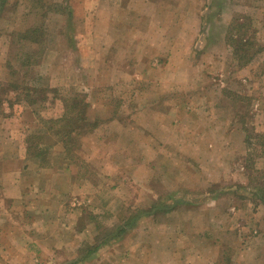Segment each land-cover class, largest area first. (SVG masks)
<instances>
[{
  "label": "rangeland",
  "instance_id": "obj_1",
  "mask_svg": "<svg viewBox=\"0 0 264 264\" xmlns=\"http://www.w3.org/2000/svg\"><path fill=\"white\" fill-rule=\"evenodd\" d=\"M0 98V264H264V0H0Z\"/></svg>",
  "mask_w": 264,
  "mask_h": 264
},
{
  "label": "trees",
  "instance_id": "obj_2",
  "mask_svg": "<svg viewBox=\"0 0 264 264\" xmlns=\"http://www.w3.org/2000/svg\"><path fill=\"white\" fill-rule=\"evenodd\" d=\"M41 31V29H39V28H32V29H30V30H28L26 33L27 34H22L21 35V38H23V37H25V35H27V36H34V33H36L37 31ZM21 34V33H20ZM232 36H233V34H232ZM34 41V40H33ZM36 41V40H35ZM35 41H34V43H35ZM237 41H239L238 43H237V48L238 49H240V50H242V49H245L246 50V46H245V43H243V41L241 40V39H239V40H237ZM2 87V86H1ZM9 88V87H8ZM10 88H12L13 90H15V87L13 88V87H10ZM73 100V99H72ZM2 103V101H1V98H0V104ZM0 109H1V105H0ZM70 118V117H69ZM71 119V118H70ZM73 120H75L76 118L75 117H73L72 118ZM74 124V123H73ZM70 131H73V125H71V128L69 129ZM125 231V229L124 228H121L119 231H118V233L119 234H121V233H123ZM96 249H93V250H90L88 253L89 254H91V253H93L94 251H95Z\"/></svg>",
  "mask_w": 264,
  "mask_h": 264
}]
</instances>
